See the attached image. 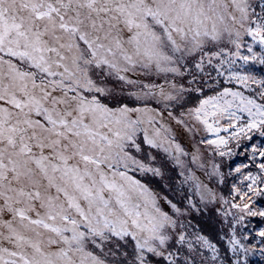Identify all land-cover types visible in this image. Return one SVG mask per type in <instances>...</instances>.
<instances>
[{
    "label": "snow or ice",
    "instance_id": "1",
    "mask_svg": "<svg viewBox=\"0 0 264 264\" xmlns=\"http://www.w3.org/2000/svg\"><path fill=\"white\" fill-rule=\"evenodd\" d=\"M257 137L264 0H0V264L264 261Z\"/></svg>",
    "mask_w": 264,
    "mask_h": 264
},
{
    "label": "trees",
    "instance_id": "2",
    "mask_svg": "<svg viewBox=\"0 0 264 264\" xmlns=\"http://www.w3.org/2000/svg\"><path fill=\"white\" fill-rule=\"evenodd\" d=\"M264 141V138L257 137L254 141L255 143H261ZM227 165H231L233 168L242 162H247L243 156H237L233 158L232 160H226ZM227 189V187H225ZM257 207L264 208V199H259L257 202ZM252 224H254L257 228L264 226V223L261 222L260 218H252ZM252 264H264V261H260L258 259H253Z\"/></svg>",
    "mask_w": 264,
    "mask_h": 264
},
{
    "label": "rangeland",
    "instance_id": "3",
    "mask_svg": "<svg viewBox=\"0 0 264 264\" xmlns=\"http://www.w3.org/2000/svg\"><path fill=\"white\" fill-rule=\"evenodd\" d=\"M226 163H227V161H226ZM225 191H227V189L225 188Z\"/></svg>",
    "mask_w": 264,
    "mask_h": 264
}]
</instances>
